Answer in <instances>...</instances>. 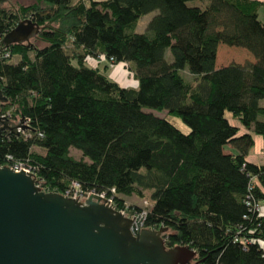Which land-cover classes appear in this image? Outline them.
Returning a JSON list of instances; mask_svg holds the SVG:
<instances>
[{
    "label": "trees",
    "instance_id": "1",
    "mask_svg": "<svg viewBox=\"0 0 264 264\" xmlns=\"http://www.w3.org/2000/svg\"><path fill=\"white\" fill-rule=\"evenodd\" d=\"M7 1L0 0V90L7 99L0 115L23 117L29 130L0 137V167H35L45 192L63 195L76 183L84 194L114 195L117 210L123 198L148 192L143 228H166V248L188 246L196 252L192 264H264V216L254 209L264 202V165L246 161L251 133L264 140L261 3L32 0L10 9ZM152 12L137 34L139 19ZM25 18L38 35L3 48L2 37ZM219 44L246 50L254 63L203 73L202 58L213 61ZM101 56L102 66H87L86 58ZM119 64L135 88L108 78V65ZM152 112L179 118L188 133ZM226 113L250 133L238 136ZM228 145L236 154L224 153Z\"/></svg>",
    "mask_w": 264,
    "mask_h": 264
},
{
    "label": "water",
    "instance_id": "2",
    "mask_svg": "<svg viewBox=\"0 0 264 264\" xmlns=\"http://www.w3.org/2000/svg\"><path fill=\"white\" fill-rule=\"evenodd\" d=\"M39 31L23 19L2 47L27 44ZM6 102L0 90V104ZM27 130L23 117L0 115V137ZM37 184L24 169L0 167V264H192L196 257L188 246L166 248L167 229L140 228L142 216L125 217L93 194L79 202Z\"/></svg>",
    "mask_w": 264,
    "mask_h": 264
},
{
    "label": "rangeland",
    "instance_id": "3",
    "mask_svg": "<svg viewBox=\"0 0 264 264\" xmlns=\"http://www.w3.org/2000/svg\"><path fill=\"white\" fill-rule=\"evenodd\" d=\"M79 1L80 0H72V3H77ZM82 1L87 2L89 0H82ZM31 4H33L32 0H8L7 3L3 6L12 9L13 5L28 7ZM189 5L200 6L201 3L199 1H193V2H190ZM155 13L156 12H152V13L147 14V15H145L139 19V21L136 25V33L137 34L145 33L146 28H147V24L152 19V16H154ZM216 47H219V50L217 51V49H215L213 61L209 62V61L204 60V58H202L203 73L215 70L217 66L221 67V66H227L228 64L233 63V62L237 63L240 60V59L237 60V58L239 57L238 53H241V54L247 53L246 50L241 49V48L239 49V48H235V47H228V46L220 45V44L217 45ZM220 49H223V50L226 49L227 51H229V53L227 55L222 56ZM165 60L167 62H171V56L168 52L165 55ZM12 61H15V59ZM99 65L102 66L103 63H100ZM106 72H107L108 78L111 79L112 81L116 82L120 87L135 88V86H136L135 82L136 81L133 78V75L130 74L126 70V67L123 64L108 65V71H106ZM181 74L185 78L186 81H188V82L192 81V77L187 73L186 70L182 71ZM262 104L264 105V102H262ZM0 109H1V107H0ZM152 113H154L156 116L161 117V118L165 117L166 120H168V122H170L180 132H182L184 134L188 133L189 128L179 118H177L175 116H167L165 114V112H152ZM1 115L9 117V112L6 111L5 113H3ZM226 117L230 121H233L231 118V115L229 113H226ZM259 118L264 119V116H260ZM13 120L17 121V120H19V118H15ZM236 123H237V121H236ZM255 149H257V148H255ZM33 151L36 153H39V154H43V151L40 149H37V148H34ZM69 155L72 156L76 160L81 158L80 153L74 149H70ZM143 195L144 196L142 198H139L136 196H131L129 198H123L122 199L123 203H124V207L127 208V212L130 209V211L133 210V212H136L139 214L140 213H144L145 215L147 214V211L149 210V208L151 206V202L149 201V193L148 192H144ZM126 208H124V209H126ZM132 208H135V209H132ZM129 216L130 215H127L128 218H130ZM130 219H132V218H130ZM140 228H143V225Z\"/></svg>",
    "mask_w": 264,
    "mask_h": 264
},
{
    "label": "crops",
    "instance_id": "4",
    "mask_svg": "<svg viewBox=\"0 0 264 264\" xmlns=\"http://www.w3.org/2000/svg\"><path fill=\"white\" fill-rule=\"evenodd\" d=\"M80 1H82V0H80ZM94 1H101V0H94ZM250 1H255V2L261 3V6H260V8L258 10V15H259V18L261 17L260 20L264 22V0H250ZM155 15H156V13L154 14V16ZM216 49L218 51L219 47H216ZM220 52L222 53V56L223 55H227L229 53V51H227L226 49L225 50L220 49ZM238 56L239 57L237 58V60H239V59L240 60L237 63L233 62V63H230V64L244 65L246 63H254V58L248 52L247 53H242V54L238 53ZM230 64H228V65H230ZM87 66L92 68L89 65H87ZM221 67H225V66H221ZM221 67L217 66L216 69L221 68ZM262 102H264V99L259 101V106L261 108H264V105L262 104ZM259 120L264 121V119H261V118H259ZM228 121H229V123L232 126H234V127H236L238 129V133H237L238 136L242 135V134H245V133H250L249 131L245 130L239 124L238 121H237V123H236V120L230 121L228 119ZM251 136H252V139H253V146L247 153L246 161L251 163V164L257 165V166L264 165V140L260 136L254 135L252 133H251ZM255 148H257V149H255ZM224 153L225 154H236V151L230 145H228V146L225 147ZM260 208H261L262 216H264V202L260 204Z\"/></svg>",
    "mask_w": 264,
    "mask_h": 264
},
{
    "label": "built area",
    "instance_id": "5",
    "mask_svg": "<svg viewBox=\"0 0 264 264\" xmlns=\"http://www.w3.org/2000/svg\"><path fill=\"white\" fill-rule=\"evenodd\" d=\"M7 55H4V57H6ZM104 57L101 56L99 57V59H93V58H86L85 62L87 65L91 66L92 68H96L99 66L100 63H104ZM4 116V115H3ZM26 124H27V121H26ZM8 161H11V158H8ZM9 167H14V168H20V169H24L26 170L27 172L31 173L32 175L35 176V178L38 180V186H39V179L37 177V169L35 167H32L26 163H21V162H13L11 161L9 165H7ZM254 178H251V180H253ZM251 190V187H249V191ZM90 194H93V195H96L104 200H107L109 201L108 202V206L112 207L113 209L117 210L116 209V204H115V200H114V195L112 196H107L105 193H100V194H96V193H83L81 190H80V187L78 186V184L76 183H72L71 187L69 188V190H67L63 195L66 196V197H69V198H72V199H76L77 201L79 202H83L85 201L88 196ZM111 194H114V190H111ZM126 208V207H124ZM121 209V210H117L119 211L122 215H124L125 217H127V215H130L128 214L127 212V208L126 209ZM260 215H262L261 213V208L260 206L258 205H255V208H254ZM127 212V213H126ZM127 214V215H126ZM139 215V216H138ZM138 216V218H137ZM142 216V219L140 220ZM145 214L144 213H136L134 212L133 215L131 214L129 217L132 218L133 220H135L137 218V220H140V227H142L143 225V222H144V219H145ZM134 217V218H133Z\"/></svg>",
    "mask_w": 264,
    "mask_h": 264
}]
</instances>
